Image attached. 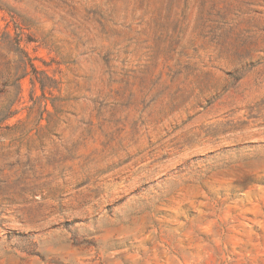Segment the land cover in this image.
I'll return each instance as SVG.
<instances>
[{
    "label": "rangeland",
    "instance_id": "obj_1",
    "mask_svg": "<svg viewBox=\"0 0 264 264\" xmlns=\"http://www.w3.org/2000/svg\"><path fill=\"white\" fill-rule=\"evenodd\" d=\"M0 264H264V0H0Z\"/></svg>",
    "mask_w": 264,
    "mask_h": 264
},
{
    "label": "trees",
    "instance_id": "obj_2",
    "mask_svg": "<svg viewBox=\"0 0 264 264\" xmlns=\"http://www.w3.org/2000/svg\"><path fill=\"white\" fill-rule=\"evenodd\" d=\"M41 86L43 87L44 85L41 84ZM11 116H12V113L10 112V113L8 114L7 118H10Z\"/></svg>",
    "mask_w": 264,
    "mask_h": 264
}]
</instances>
